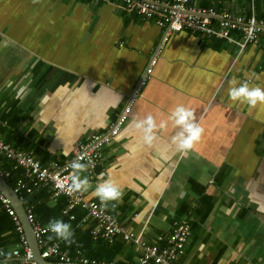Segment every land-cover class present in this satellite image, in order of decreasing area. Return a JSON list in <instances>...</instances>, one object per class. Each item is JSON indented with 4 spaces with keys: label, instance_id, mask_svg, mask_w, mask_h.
Masks as SVG:
<instances>
[{
    "label": "crops",
    "instance_id": "0c3cea01",
    "mask_svg": "<svg viewBox=\"0 0 264 264\" xmlns=\"http://www.w3.org/2000/svg\"><path fill=\"white\" fill-rule=\"evenodd\" d=\"M188 4L234 15L264 12V0ZM162 30L118 1L0 0V139L42 164L70 156L116 120ZM147 79L126 122L103 147L88 194L139 239L157 242L174 220L187 221L192 231L179 264H264V104L249 107L228 97L234 80L264 88L263 44L238 30L229 38L181 31L164 44ZM177 105L191 108L204 130L187 151L171 139L168 117ZM149 114L157 124L167 121L151 144L135 126ZM0 175L14 187L23 169L11 168L0 154ZM104 179L119 185V201L104 204L93 195ZM22 202L44 225L53 218L71 225L73 242L61 244L69 252L80 249L91 263L137 264L141 249L134 240L122 233L103 240L81 207L70 219L67 197L43 186ZM5 216L13 222L0 203V247L12 249L19 235ZM23 263L29 262H12Z\"/></svg>",
    "mask_w": 264,
    "mask_h": 264
},
{
    "label": "built area",
    "instance_id": "2783aa9c",
    "mask_svg": "<svg viewBox=\"0 0 264 264\" xmlns=\"http://www.w3.org/2000/svg\"><path fill=\"white\" fill-rule=\"evenodd\" d=\"M126 6L136 11L142 18L153 20L163 31L161 39L156 46L155 52L151 55L149 62L144 68V72L138 79L133 91L128 96L121 112L116 120L110 121L105 131L96 132L87 141L79 142L73 149L72 154L64 158H56L49 164H42L28 150H21L0 139V154L9 158L12 168L21 167L23 176L16 180L13 187L18 198L24 200L26 194L31 192L35 186L48 185L54 197L65 196L69 203L64 208V213L70 219L75 218L72 210L81 207L86 211V215L96 222L94 233L103 240L111 241L117 233H122L125 240H134L135 244L141 249L138 264H179L178 258L183 251L185 244L191 235L192 228L185 220H174L173 230L166 235H159L158 241H148L139 239L134 234L126 232L120 224L119 219L102 209L98 201L91 198L88 192H69L66 187L67 177L71 172L69 167L71 161L83 157L81 161L88 164L86 176L89 181L93 180L95 174L93 170L101 163L102 149L109 140L118 134L119 129L126 122L131 113L139 94L142 92L144 84L151 71L154 69L158 55L163 49L164 44L172 35L181 31L206 32L209 34L217 33L223 37H230L233 31H240L244 38L250 42L264 46V18L255 16L234 15L230 11L210 10L194 8L188 4V0H121ZM212 18H218L213 23ZM2 173L9 175V168H2ZM26 179L30 180V184ZM0 203L4 206L7 213L14 221L18 231L19 244L12 249L5 246L0 247V262L2 264H12L14 260L21 259L23 262L38 264L32 259V249L29 245L25 233L24 224L13 207L10 199L0 188ZM28 221L37 239V245L44 258L55 259V261H81L89 262L80 249L69 252L62 247V240H50L45 232L44 225L34 214L32 208L25 207ZM110 264H117L111 262Z\"/></svg>",
    "mask_w": 264,
    "mask_h": 264
},
{
    "label": "clouds",
    "instance_id": "9594fccd",
    "mask_svg": "<svg viewBox=\"0 0 264 264\" xmlns=\"http://www.w3.org/2000/svg\"><path fill=\"white\" fill-rule=\"evenodd\" d=\"M228 97L233 102L239 101L241 103H246L249 107H255L258 103L264 104V88L258 86L250 87L247 81L241 82L237 86V82L234 80L231 82V86L228 89ZM168 119L173 122L175 128V133L171 139L178 150H190L193 148L194 144L201 139L204 130L197 123L195 114L191 108L177 105L171 110ZM135 126L143 131L145 142L151 144L154 139V131L157 128H166L167 121L161 120L159 124H157L154 117L149 114L142 120L137 121ZM83 159L84 158L81 157L73 160L69 165L71 172L67 177L68 183L67 185H62V187H66L69 192H87L91 188L89 179L81 175L87 171L88 168V164L81 162ZM93 195L102 203L107 204L109 201H119L122 198V191L119 185L115 184L111 179H104L95 186ZM44 231L53 234L48 237L50 240L55 237L69 244L73 242L72 238L74 233L71 225L61 219H50Z\"/></svg>",
    "mask_w": 264,
    "mask_h": 264
},
{
    "label": "water",
    "instance_id": "95a60500",
    "mask_svg": "<svg viewBox=\"0 0 264 264\" xmlns=\"http://www.w3.org/2000/svg\"><path fill=\"white\" fill-rule=\"evenodd\" d=\"M0 188H2L6 196L10 198L11 203L15 207H17L16 212L18 213L24 224V229L28 237V242L32 249L33 256L31 260L37 262L38 264H98V263H82L75 261L63 262V261H55L52 259L44 258L40 253V249L38 248L37 239L32 232L31 225L28 221L23 202L18 198L11 184L1 175H0Z\"/></svg>",
    "mask_w": 264,
    "mask_h": 264
},
{
    "label": "trees",
    "instance_id": "16d2710c",
    "mask_svg": "<svg viewBox=\"0 0 264 264\" xmlns=\"http://www.w3.org/2000/svg\"><path fill=\"white\" fill-rule=\"evenodd\" d=\"M262 9L264 10V6L262 7ZM253 13H255V12H251L250 13V15L249 16H253L252 14ZM257 14V15H256ZM256 14H254V15H256V17L257 18H259V17H264V12L263 11H261L259 14L258 13H256ZM231 34V33H230ZM145 87V86H144ZM144 89V88H143ZM143 89H142V91H143ZM135 106V105H134ZM11 161V160H10ZM11 167H12V162H11ZM7 212V211H6ZM5 218H6V220H5V223H7L8 224V228H10V229H12V223H14V221L12 222L9 218H7L6 216H5ZM15 225V224H14ZM16 230V229H15ZM51 259L53 260V258L51 257ZM23 264H30V263H23Z\"/></svg>",
    "mask_w": 264,
    "mask_h": 264
},
{
    "label": "rangeland",
    "instance_id": "374dc122",
    "mask_svg": "<svg viewBox=\"0 0 264 264\" xmlns=\"http://www.w3.org/2000/svg\"><path fill=\"white\" fill-rule=\"evenodd\" d=\"M96 1V0H95ZM110 1H118V2H121L123 5H124V7L127 9V11L128 12H130V13H132V12H134V13H136V11H134V10H131V9H129L127 6H126V4L123 2V1H121V0H110ZM163 31V30H162ZM201 34H203L204 36H210V35H212V34H209V33H206V32H200ZM214 34V33H213ZM218 36L219 37H223V36H221V35H219L218 34ZM223 38H228V37H223ZM247 40V39H246ZM247 41H249V40H247ZM250 42V41H249ZM251 43H253V42H251ZM254 44H256L257 45V43H254ZM37 159V158H36ZM38 160V159H37ZM25 200V199H24ZM21 201H23V200H21ZM173 230V229H172ZM190 237V236H189ZM189 239V238H188ZM188 241V240H187ZM187 243V242H186ZM186 245V244H185ZM185 248V247H184ZM184 250V249H183ZM183 252V251H182ZM181 252V253H182ZM180 253V254H181ZM138 262H139V260H138ZM138 262H137V264H138Z\"/></svg>",
    "mask_w": 264,
    "mask_h": 264
},
{
    "label": "bare ground",
    "instance_id": "6f19581e",
    "mask_svg": "<svg viewBox=\"0 0 264 264\" xmlns=\"http://www.w3.org/2000/svg\"><path fill=\"white\" fill-rule=\"evenodd\" d=\"M138 16L139 17H141V15H139L138 14ZM142 18V17H141ZM144 19V18H143ZM43 186H45V187H48L49 189H50V187L48 186V185H39V186H35L34 188H38V187H43ZM33 188V189H34ZM31 229H32V227H31ZM32 232H33V230H32ZM26 233V232H25ZM34 234V233H33ZM26 236H27V234H26ZM28 238V237H27ZM72 261H74V260H72ZM63 262H70V261H63ZM75 262H81V261H75ZM82 263H91V262H82ZM0 264H2L1 262H0Z\"/></svg>",
    "mask_w": 264,
    "mask_h": 264
}]
</instances>
